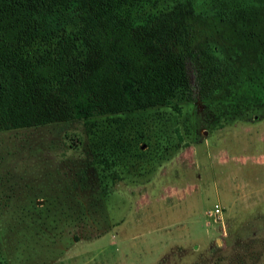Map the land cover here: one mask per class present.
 Segmentation results:
<instances>
[{"label": "rangeland", "instance_id": "374dc122", "mask_svg": "<svg viewBox=\"0 0 264 264\" xmlns=\"http://www.w3.org/2000/svg\"><path fill=\"white\" fill-rule=\"evenodd\" d=\"M177 3L190 99L0 131V264H264V0Z\"/></svg>", "mask_w": 264, "mask_h": 264}, {"label": "trees", "instance_id": "16d2710c", "mask_svg": "<svg viewBox=\"0 0 264 264\" xmlns=\"http://www.w3.org/2000/svg\"><path fill=\"white\" fill-rule=\"evenodd\" d=\"M155 1L0 0V131L190 99L184 5Z\"/></svg>", "mask_w": 264, "mask_h": 264}, {"label": "built area", "instance_id": "2783aa9c", "mask_svg": "<svg viewBox=\"0 0 264 264\" xmlns=\"http://www.w3.org/2000/svg\"><path fill=\"white\" fill-rule=\"evenodd\" d=\"M216 211L218 212V211H219V209H216Z\"/></svg>", "mask_w": 264, "mask_h": 264}]
</instances>
